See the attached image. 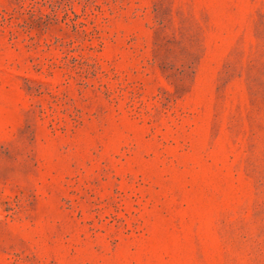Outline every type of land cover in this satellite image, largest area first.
I'll list each match as a JSON object with an SVG mask.
<instances>
[{
    "label": "rangeland",
    "instance_id": "rangeland-1",
    "mask_svg": "<svg viewBox=\"0 0 264 264\" xmlns=\"http://www.w3.org/2000/svg\"><path fill=\"white\" fill-rule=\"evenodd\" d=\"M0 264H264V0H0Z\"/></svg>",
    "mask_w": 264,
    "mask_h": 264
}]
</instances>
